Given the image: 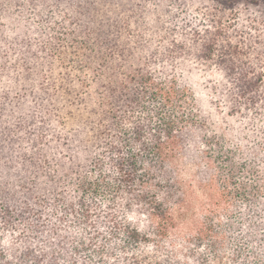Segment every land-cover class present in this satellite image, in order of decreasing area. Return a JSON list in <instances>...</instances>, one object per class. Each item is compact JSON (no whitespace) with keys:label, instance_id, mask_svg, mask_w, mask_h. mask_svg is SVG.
Instances as JSON below:
<instances>
[{"label":"trees","instance_id":"obj_1","mask_svg":"<svg viewBox=\"0 0 264 264\" xmlns=\"http://www.w3.org/2000/svg\"><path fill=\"white\" fill-rule=\"evenodd\" d=\"M237 7L0 0V264H264V1Z\"/></svg>","mask_w":264,"mask_h":264},{"label":"rangeland","instance_id":"obj_2","mask_svg":"<svg viewBox=\"0 0 264 264\" xmlns=\"http://www.w3.org/2000/svg\"><path fill=\"white\" fill-rule=\"evenodd\" d=\"M245 1H250V0H215V2L219 6L223 7H236L239 6L240 3L245 2ZM255 1H264V0H255ZM187 86L190 88L193 98L196 104V107L199 112V116L201 117L202 120L207 122V124H211L212 121L214 120V111L209 105V98L207 96V92L205 88L203 87V82L202 79L199 75H193L188 78L187 80ZM187 178L190 179L188 176L189 171H187Z\"/></svg>","mask_w":264,"mask_h":264}]
</instances>
